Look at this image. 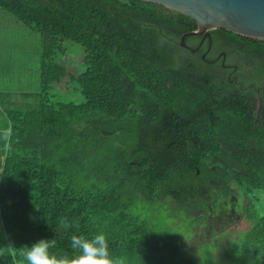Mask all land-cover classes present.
<instances>
[{"label":"trees","instance_id":"trees-1","mask_svg":"<svg viewBox=\"0 0 264 264\" xmlns=\"http://www.w3.org/2000/svg\"><path fill=\"white\" fill-rule=\"evenodd\" d=\"M0 10L39 33L42 52L37 108L8 112L0 162L1 229L14 246L8 264H25L21 248L40 239L56 238L52 251L72 254V234L101 231L128 264H196L199 256L187 242L168 229L158 233L149 217L134 213L137 203L170 200L187 208L194 234L226 227L219 215L243 205L242 197L249 199L251 228L202 264H264V214L252 201L264 193V145L250 137L243 143L240 133L220 137L236 125L224 116L214 161L189 162L178 146L173 119L196 99L178 79L182 71L170 39L193 19L140 0H0ZM66 41L86 53L87 71L71 75L85 100L80 105L52 102L54 87L68 76L59 55ZM60 216L77 226L60 230Z\"/></svg>","mask_w":264,"mask_h":264},{"label":"flooded vegetation","instance_id":"flooded-vegetation-1","mask_svg":"<svg viewBox=\"0 0 264 264\" xmlns=\"http://www.w3.org/2000/svg\"><path fill=\"white\" fill-rule=\"evenodd\" d=\"M197 30L195 22L188 23L178 38L170 39L182 71L178 79L196 99L195 106L179 109L173 119L185 160L216 159L217 125L224 116L236 125L231 126L230 134L223 129L226 133L220 137L240 133L243 143L250 137L253 144L264 145V45L223 29L193 35ZM230 140L221 139V143ZM231 201L237 198L233 196ZM235 211L231 207L228 213L221 212L220 221H232Z\"/></svg>","mask_w":264,"mask_h":264},{"label":"rangeland","instance_id":"rangeland-1","mask_svg":"<svg viewBox=\"0 0 264 264\" xmlns=\"http://www.w3.org/2000/svg\"><path fill=\"white\" fill-rule=\"evenodd\" d=\"M5 14H7L8 18L16 20L10 14L6 12ZM20 26L22 25L20 24ZM15 28L18 31L15 35L22 38L20 42H25L26 45L30 46L32 51H36L38 49L37 38H39L40 41L39 33L31 31L23 26L17 27L15 25ZM1 34L4 35V33ZM63 49L65 50L64 53L59 54L60 61L68 70V76L54 87V90L51 92V95H53L52 102L80 105L83 104L85 100L80 93L79 85L72 79L71 75L78 76L87 71L86 53L83 47L70 41L63 43ZM29 66L31 67V71L37 69L36 65H34V69H32V63H29ZM38 104L39 101L35 106ZM257 196L258 201L252 200L254 202V209L260 214H264V193L258 192ZM241 200L244 204L239 206L238 203L236 204L234 207L236 209L235 217L232 221H223L225 222L223 226H228L224 228L221 227L218 231L214 232H208L204 228H201L200 230H196L193 234L192 227H194V220L189 210L187 208L176 207L170 200L167 201V203L156 205L138 202L137 206H135L134 213L149 217L152 222V227L158 233L161 234L168 229L174 237L183 239L184 242H187L186 248L188 251L195 256H199V258L194 259V262L196 264H202L203 261L210 260L208 256L213 258L214 253L218 256L220 254L219 252H226L227 248L232 247L234 243H236L234 240L236 238L235 236H239L240 234L237 232L246 231L251 228V224L246 219L245 210V206L250 204L249 199L242 197ZM209 253L210 255H208ZM11 260V250L8 247L5 233L1 229L0 221V264H8Z\"/></svg>","mask_w":264,"mask_h":264},{"label":"crops","instance_id":"crops-1","mask_svg":"<svg viewBox=\"0 0 264 264\" xmlns=\"http://www.w3.org/2000/svg\"><path fill=\"white\" fill-rule=\"evenodd\" d=\"M2 18V19H1ZM16 20L8 18L0 10V162L7 151L9 135L4 134L10 130L9 111H27L37 108L41 92V40L37 38L38 49L32 51L18 33ZM25 29V28H24ZM26 31V30H25ZM1 33H4L2 35ZM36 65L37 69L31 71Z\"/></svg>","mask_w":264,"mask_h":264},{"label":"water","instance_id":"water-1","mask_svg":"<svg viewBox=\"0 0 264 264\" xmlns=\"http://www.w3.org/2000/svg\"><path fill=\"white\" fill-rule=\"evenodd\" d=\"M184 14L193 19L201 34L223 29L264 41V0H140ZM184 41V40H183Z\"/></svg>","mask_w":264,"mask_h":264},{"label":"clouds","instance_id":"clouds-1","mask_svg":"<svg viewBox=\"0 0 264 264\" xmlns=\"http://www.w3.org/2000/svg\"><path fill=\"white\" fill-rule=\"evenodd\" d=\"M9 134L10 130L4 134V138L7 139ZM57 226L67 232L76 227L77 222L67 216H60L57 219ZM56 246V238L40 239L31 246L22 247L21 256L25 264H128L125 257L113 254L109 240L102 231L91 236L72 234L70 237L72 254L67 252L57 254L52 251ZM8 247L14 248L12 245Z\"/></svg>","mask_w":264,"mask_h":264}]
</instances>
